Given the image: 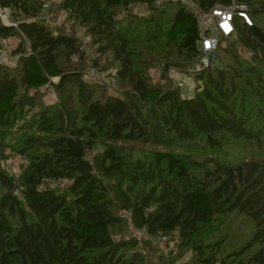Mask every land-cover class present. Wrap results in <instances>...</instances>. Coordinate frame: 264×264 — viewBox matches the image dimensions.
<instances>
[{
	"label": "trees",
	"instance_id": "trees-1",
	"mask_svg": "<svg viewBox=\"0 0 264 264\" xmlns=\"http://www.w3.org/2000/svg\"><path fill=\"white\" fill-rule=\"evenodd\" d=\"M194 1L197 8L171 0H61L96 46L89 66L113 78L118 91L109 94L107 84L86 79L88 60L73 28L39 19L41 1L0 0L17 22L0 21V39H24L15 67L0 62V158L25 160L18 176L0 164V264H149L137 238L119 235L122 211L135 228L176 242L179 255L190 250L201 264L230 263L219 252L224 238L207 240L220 218L244 215L253 231L235 254L249 251L246 264H264V0H236L248 7L251 23L233 16L214 66L195 72V93L184 96L167 73L181 66L169 63L167 46L194 67L203 55L198 9L232 2ZM134 4L150 11L135 37L118 18ZM225 52L232 62H223ZM107 55L115 71L100 61ZM158 65L155 82L150 69ZM50 85L56 104L41 97ZM14 127L22 132L14 135ZM173 141L205 153L198 159L146 147ZM170 254L171 261L159 253L158 264H174Z\"/></svg>",
	"mask_w": 264,
	"mask_h": 264
},
{
	"label": "rangeland",
	"instance_id": "rangeland-1",
	"mask_svg": "<svg viewBox=\"0 0 264 264\" xmlns=\"http://www.w3.org/2000/svg\"><path fill=\"white\" fill-rule=\"evenodd\" d=\"M38 1L42 2L41 13L38 16L39 19L45 20L54 29L63 28L65 30L71 31L73 28L76 31V35L78 39L83 44L81 56L88 60V63L84 68L86 73V79L89 81L94 80L102 84H107L109 88L106 89V92L109 94L111 93L115 94L118 90L115 87L113 78L109 79V77H106V73L100 71V68L89 66L90 63L93 62L94 58L97 57L96 46L93 44L91 36L86 34V31L83 27L77 25L75 22H72V20H70L69 14H67V12H65L60 7L61 0H38ZM149 13H150L149 7L143 4L132 5L131 12L128 13H126L124 10H119L118 18L119 20H121L120 26L124 29H128L129 34L135 37L138 34V31L141 28H143L142 26L139 25L140 29L137 27V30L135 32L136 29L135 26H137L138 23L144 20V17L148 16ZM26 20H29V18H27ZM0 21L6 25H10V23L11 25H17L16 20L12 16L11 10H9V15L7 17L6 15L5 16L0 15ZM142 32L143 34H146V30ZM141 39H139L137 43L134 42V44L132 45L134 50L139 51L143 48V44L140 43L141 41H143ZM23 40H24L23 37L0 39V44H1L0 62L15 67L18 64L19 53L14 51L17 49L20 42ZM160 40L159 42H162V46L164 45L163 47L164 49H166L165 41L163 39ZM24 42L27 43V41ZM236 44H237L236 46L237 52L240 53L242 56L249 57L250 55L249 51L246 48H242L240 44L238 43ZM167 47L168 48L166 49V51L170 54V56H172L171 60H169V63H176V62L181 63L180 67L171 65L167 73H169L170 76L174 79V82L183 84L182 86H180V90L184 96H193L195 93V87L198 85L197 81L193 77V74L197 71L202 70V69L197 70L196 67L198 66V64H200L203 61L205 54L203 53L201 59L194 65V67L188 68L189 66L185 64V62H182L181 60L179 61V59L173 57L175 53L173 46L168 45ZM155 53L160 55V57H162L160 54L161 53L160 46H157V48L155 49ZM230 56L231 54L228 52L223 53V58H222L223 62L225 63L226 60L232 62ZM109 58H111L110 55L109 56L107 55V58L100 56V61L102 63L106 62L107 63L106 66L109 67L111 71H115L117 65L115 63H111V60ZM217 63L219 64V62ZM72 64H76V61L73 60ZM80 66L82 65L79 64L78 67ZM64 67L65 68L67 67V63L64 64ZM150 75L153 81L155 82L161 81V75H162L161 66L158 65V67H153L152 69H150ZM52 81L57 82V79L55 78ZM30 92L34 93L33 90H31ZM40 93L43 102L46 104H56L59 101V95L56 89L54 88V85H50L42 88L40 90ZM28 118H30V115H27V117L23 116L22 121L27 120ZM13 132L15 135L21 133L22 130L19 127L16 128L14 127L12 129V133ZM146 147H148L149 149L167 148L175 152L187 151L198 159L202 158L203 154L205 153L203 149L199 148L198 146H190L187 143L180 144V142L178 141H173L166 145H152L151 147L147 145ZM7 154L10 155L9 151H7ZM24 162L25 160L19 154L9 156V158L4 157L0 160V164L10 174L14 176H18ZM122 213L124 214L123 215L124 220L121 223V225L116 226V228L119 229L118 231L120 233L119 235L124 233L127 236H134L135 238H137L140 241L141 248L146 253L147 262L149 264L160 263V261H158L157 255L161 252L164 253V258L171 261L173 258H169L171 255L170 251H173L172 257L175 255L177 256V258H174L175 260L174 264H201L192 251L186 250L183 255H179V251L181 252V250H179L176 242H170L169 245H167L166 242L167 239L165 237L157 238V237L149 236L145 231L139 230L132 225L129 219V214L127 212L122 211ZM217 228L218 229L214 232V234L208 237L209 241L207 240V243L209 242L210 244H212L215 241L219 240L220 238H224L223 240L224 243L221 244L220 247L221 249L219 251L220 256L229 258V262H230L229 264H246L249 251L243 254L242 256H237L235 253H237V251H239L250 239V236L253 231L252 222L244 215L238 213H232V214H227L226 216L220 218V224L218 225Z\"/></svg>",
	"mask_w": 264,
	"mask_h": 264
},
{
	"label": "built area",
	"instance_id": "built-area-1",
	"mask_svg": "<svg viewBox=\"0 0 264 264\" xmlns=\"http://www.w3.org/2000/svg\"><path fill=\"white\" fill-rule=\"evenodd\" d=\"M164 0H156L159 5ZM179 1L191 8H197L194 0H171ZM237 14L250 24L251 17L248 13V7L244 4H238L232 0L229 5L216 4L209 11L198 9V20L200 27V44L205 57L196 67L197 70L214 66L216 60V49L223 34H230L233 30V16ZM0 15H9L8 8L0 6ZM29 20H33L32 18ZM11 24V23H10ZM181 86L183 85L180 83Z\"/></svg>",
	"mask_w": 264,
	"mask_h": 264
}]
</instances>
